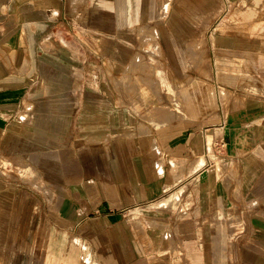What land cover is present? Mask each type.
Returning a JSON list of instances; mask_svg holds the SVG:
<instances>
[{
  "label": "crops",
  "instance_id": "1",
  "mask_svg": "<svg viewBox=\"0 0 264 264\" xmlns=\"http://www.w3.org/2000/svg\"><path fill=\"white\" fill-rule=\"evenodd\" d=\"M226 1L259 3L0 0V211L31 262L264 264V95L192 89Z\"/></svg>",
  "mask_w": 264,
  "mask_h": 264
},
{
  "label": "rangeland",
  "instance_id": "2",
  "mask_svg": "<svg viewBox=\"0 0 264 264\" xmlns=\"http://www.w3.org/2000/svg\"><path fill=\"white\" fill-rule=\"evenodd\" d=\"M258 2L256 5L247 1L222 3L216 13L219 19L206 37L199 39L200 44L211 51L208 63L210 60L212 82H202L192 88L202 98L208 97L204 103L212 105L217 94L226 104V99L237 87L243 88L246 94L264 95V0ZM242 16L249 21H244ZM231 75L235 76L233 81ZM213 125L214 122L202 127L209 129ZM214 142L208 140L207 154L216 161L219 152L216 145H212ZM173 202L170 198L164 204L172 205ZM16 218L14 212L0 211V264H34L30 257L43 259L44 253L39 244L32 245L28 229L13 227Z\"/></svg>",
  "mask_w": 264,
  "mask_h": 264
},
{
  "label": "built area",
  "instance_id": "3",
  "mask_svg": "<svg viewBox=\"0 0 264 264\" xmlns=\"http://www.w3.org/2000/svg\"><path fill=\"white\" fill-rule=\"evenodd\" d=\"M214 141H215V140H214ZM214 144L216 145V150H217V152H219V149H220L219 147H220V146L216 143V141H215L214 143H212V145H214ZM206 152H208V148H207V147H206Z\"/></svg>",
  "mask_w": 264,
  "mask_h": 264
}]
</instances>
